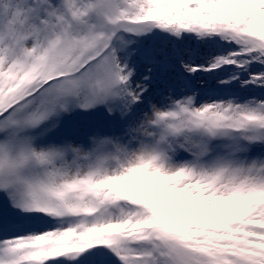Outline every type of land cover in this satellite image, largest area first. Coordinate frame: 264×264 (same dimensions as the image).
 Returning <instances> with one entry per match:
<instances>
[{"label":"snow or ice","instance_id":"1","mask_svg":"<svg viewBox=\"0 0 264 264\" xmlns=\"http://www.w3.org/2000/svg\"><path fill=\"white\" fill-rule=\"evenodd\" d=\"M0 264H264V0H0Z\"/></svg>","mask_w":264,"mask_h":264}]
</instances>
